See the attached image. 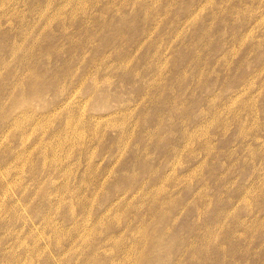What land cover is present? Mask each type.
Returning <instances> with one entry per match:
<instances>
[{"label": "rangeland", "instance_id": "374dc122", "mask_svg": "<svg viewBox=\"0 0 264 264\" xmlns=\"http://www.w3.org/2000/svg\"><path fill=\"white\" fill-rule=\"evenodd\" d=\"M0 264H264V0H0Z\"/></svg>", "mask_w": 264, "mask_h": 264}]
</instances>
